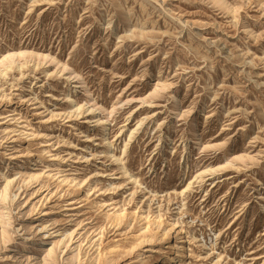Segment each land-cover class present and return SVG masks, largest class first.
Masks as SVG:
<instances>
[{
	"label": "rangeland",
	"instance_id": "rangeland-1",
	"mask_svg": "<svg viewBox=\"0 0 264 264\" xmlns=\"http://www.w3.org/2000/svg\"><path fill=\"white\" fill-rule=\"evenodd\" d=\"M171 221L264 264V0H0V264H172Z\"/></svg>",
	"mask_w": 264,
	"mask_h": 264
},
{
	"label": "bare ground",
	"instance_id": "bare-ground-1",
	"mask_svg": "<svg viewBox=\"0 0 264 264\" xmlns=\"http://www.w3.org/2000/svg\"><path fill=\"white\" fill-rule=\"evenodd\" d=\"M7 57V56H6ZM12 57V55H8V58H11ZM44 58H45V56H43ZM46 59V58H45ZM77 77V75L76 74H74V73H72L71 72V74L67 77V78H69V79H72V78H76ZM156 86V85H155ZM74 87H76V85L74 86ZM163 86L162 85H158V88H162ZM88 98V97H87ZM68 99H70V97L68 98ZM88 101V103L90 102L89 100H87ZM92 103H91V106L90 107H88V111H89V113L90 114H94L95 113V111H97L100 107L99 106H97V104H95L93 101H91ZM172 104H173V106H172V108L174 109V108H176V107H178L179 106V104H180V102H179V99L176 97V96H173V98H172V102H171ZM90 105V104H89ZM113 111V110H112ZM112 111H110L108 114V116H111L110 114H112ZM91 119H93V117L91 118ZM95 121H97V123L99 124V125H102V134H105L106 136H105V138H104V142H103V146L104 147H108L109 146V138H108V130H107V126H106V124H105V122H107V121H105V119H104V121L102 120V119H96ZM142 124V119H140V120H138V125H141ZM196 129H197V126H196V124H194V126L191 128V130H190V137H194L197 133H196ZM134 133H135V131H131L130 133H129V135H128V139H127V141L125 142V144H124V148H123V153H124V151H125V148L127 147V144L129 143V141L134 137ZM167 138H166V143L167 144H169L171 141H173V139L170 137V136H166ZM204 145H202V144H200V148H202ZM186 149V148H185ZM184 149V150H185ZM107 153L111 156V157H113L114 158V160H118L119 158L118 157H116L114 154H113V152H109V151H107ZM185 153V152H184ZM184 156H185V154H183L182 155V158H184ZM230 159H232V158H229V159H227L224 163H222V164H218V165H216V166H209V167H205V168H203V169H201V170H199V171H197L196 173H195V175H194V177H192L193 179L191 180V181H189L188 182V184H187V187L186 188H189V186L192 184V181H194V180H196V179H202V177L203 176H205V175H209V174H213V173H215V172H217V171H219V170H221V169H223V168H225V167H227L228 165H229V163H230ZM122 167H123V165H122ZM126 172V171H125ZM193 176V175H192ZM128 178H131V176L129 175L128 176ZM135 180V179H134ZM198 181V180H197ZM84 199H85V201H87L88 202V200L90 199V191H87L86 193H85V195H84ZM102 206V204H100L99 205V207H101ZM109 213V212H108ZM109 215V214H108ZM122 217H123V213L122 212H120V213H118L117 215H114L113 216V218L116 220V221H120L121 219H122ZM160 220V219H159ZM159 220L157 221V226H159L160 225V222H159ZM177 221H171V222H169V224L167 225V227H166V230H164V232L162 233V236H161V238L163 239V240H165L166 238H168L169 236H170V234L173 232V233H176V239L173 241H171L170 243H167V247H166V251H161L160 253L163 255L164 254V258L166 259V262H171L172 264H175V263H177V261L178 262H182L186 257H187V246H186V244H185V237L183 236V234H182V230L181 229H179V226L177 225V223H176ZM149 224V220H147V225ZM165 229V228H164ZM160 238V239H161ZM132 248V247H131ZM130 248V249H131ZM133 251V250H132ZM131 252V251H130ZM134 258L136 259V262L134 263V264H148L149 262H147V260L146 261H141V254L140 253H138V254H136L135 256H134ZM134 260V259H133Z\"/></svg>",
	"mask_w": 264,
	"mask_h": 264
}]
</instances>
